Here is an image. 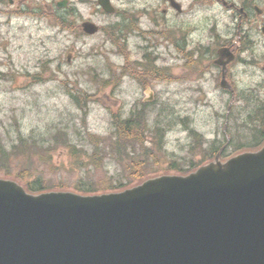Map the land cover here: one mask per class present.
<instances>
[{
    "label": "rangeland",
    "instance_id": "obj_1",
    "mask_svg": "<svg viewBox=\"0 0 264 264\" xmlns=\"http://www.w3.org/2000/svg\"><path fill=\"white\" fill-rule=\"evenodd\" d=\"M60 1L14 0L10 4L9 0H0V143H4L8 151L11 147L22 151L21 137L30 144H38L24 148L31 154L25 178L41 175L54 188L74 191L80 179L111 188L114 185L112 176L123 185L130 186L139 183L141 177L182 173L177 167L193 170L208 157L209 160L215 158V155L212 157L214 144L227 141L220 150L226 148V153H233L241 145L256 143L260 120L253 113L259 99H264V33L261 28L250 27L249 35L245 38L250 46L249 53L245 54V61L238 60L232 66L237 98L228 115L232 95L210 92L208 86H204L217 70L214 62L203 63L198 73L190 72L187 75L184 72L182 77H179V73L183 72L181 69L145 74L142 64L137 65L141 54L146 52L154 53L153 57H156L160 68L172 62L166 58L168 49L163 41V27L151 23L162 16V13H156L162 12L163 0H114L121 15H111L113 18L102 12L93 16L89 14L93 10L92 5L97 7L96 0H73L69 7L77 8L82 15L67 16L63 8L57 7ZM21 3L22 14L12 16L9 11ZM185 3L186 12L180 14V18L176 17L173 23L196 27L200 21L202 33L196 31L188 38L196 42L202 34L204 51L209 49L207 45H211L209 30L214 24L216 26L211 32L215 40H219L221 35L225 39L227 30L233 32L235 41L238 40L236 22L230 12L219 9L210 11L209 5L198 8L191 0H185ZM133 5H147L148 11L153 6L160 7L154 17L151 18L148 12L141 19V23L151 29L158 27L151 37L154 47L143 46L146 49L138 52L134 32L127 27L123 30L130 35V46L127 43L129 49L125 51H130V58L137 65L133 66L132 70L135 71L131 72L136 74L137 80L127 74L130 69L126 71L122 66L127 56L119 52L121 42L119 39L113 42L109 38V31H105L106 27L117 23L119 19L116 17L126 19L124 9ZM259 6L264 9V0H260ZM23 9L42 11L33 15L24 13ZM58 15L66 16V30L57 25L56 21L60 20ZM173 15L169 18L173 19ZM82 18L97 21L104 29L103 33L84 35ZM262 18L264 14L260 17L252 15L255 23ZM77 26L79 34H76L77 30H69ZM110 32H114V29H110ZM181 38L178 36L176 40ZM199 74L205 76V83L201 82L205 89L186 90L187 87L194 88L195 81L191 78ZM144 80L147 87L151 86L156 92V100L151 104L144 103L149 94L144 95V90L139 86V82ZM245 97L247 100L242 99ZM135 104L140 109L148 104L144 107L151 128L148 133L132 132L134 137L142 135L140 140L135 141L138 155L134 159L126 157L120 161L105 150L104 144L114 140L111 133L115 124H123L120 117L114 118L113 114L120 113L122 117L123 113L126 119ZM158 126L164 128L162 146L158 142L159 135H156ZM123 127L124 124L122 130ZM191 128L204 138L195 137ZM18 142L19 146L13 147ZM69 143L77 148L75 156L69 154ZM96 143L105 151L99 163L89 157L98 150ZM50 145H53L52 149ZM145 147L151 150L146 153ZM9 157L12 158L11 164L8 162L11 177L22 173L16 165H23L25 156L10 152ZM77 159H81L80 162ZM6 172L0 166V176H5ZM22 183H25L24 180Z\"/></svg>",
    "mask_w": 264,
    "mask_h": 264
},
{
    "label": "water",
    "instance_id": "obj_2",
    "mask_svg": "<svg viewBox=\"0 0 264 264\" xmlns=\"http://www.w3.org/2000/svg\"><path fill=\"white\" fill-rule=\"evenodd\" d=\"M0 264H264V146L103 194L0 179Z\"/></svg>",
    "mask_w": 264,
    "mask_h": 264
},
{
    "label": "flooded vegetation",
    "instance_id": "obj_3",
    "mask_svg": "<svg viewBox=\"0 0 264 264\" xmlns=\"http://www.w3.org/2000/svg\"><path fill=\"white\" fill-rule=\"evenodd\" d=\"M193 1V5L197 6L198 8H201L203 6L209 5L208 10L213 11L216 9V11L224 10V12L228 11L232 15V18L234 19V22H236L237 27V35L241 36V41L239 43V46H236L235 40H234V34L232 31L227 30L225 33V39H223V36H220L219 40H215L214 35L212 34L213 28H215L216 24L212 25L211 29L209 30V38L211 39V45H207L209 49L207 51H204V37L202 34L199 35L198 40L196 42L194 40H191L188 38L189 35L194 34L196 31H199L202 33V26L199 21V25L196 27H193L192 25L190 27H186L185 24H177L173 23L176 19V17L180 18V14H184L186 12V3L185 0H163L165 7L163 8L162 16L157 17L159 20H155V22H151L152 24L156 26H162L164 31V44L165 47H167V60H172L171 63H167L162 69L166 72L168 71H175L176 69H181V73H179V77L183 76V73L186 72L187 75H189L190 72H196L198 73L201 69V66L203 63H206L208 61L214 62L216 64V60L219 58V50L221 48H230L236 53V60H242L245 61V54L249 53V47L248 44L245 41V38L249 35L250 27H259L264 26V18H262L259 22L255 23V21L252 19V15L254 14L255 17L261 16L259 15L260 11L261 13L264 12V9H262L259 6L260 0H191ZM186 8V9H185ZM17 10L21 11V5L17 6ZM76 12L71 13L70 16H76L78 15V10L75 9ZM153 10H155L153 8ZM66 11H73V9H66ZM227 12V13H228ZM121 13V11H120ZM118 13V15L120 14ZM125 18L121 17V20L123 23H126L123 28L125 29H131L134 32V36L137 38V44L135 47H137V51H144L146 48H152L154 47L152 42V34L150 32L151 28L149 26H146L141 23V19L143 18V15H147L148 11L147 9H138V7L134 8L131 7L130 9L124 10ZM150 17H154L155 15L153 13H149ZM173 15V19L169 18V16ZM121 15V14H120ZM163 17V18H162ZM162 18V19H160ZM91 20V19H89ZM177 21V20H176ZM230 21H232L230 19ZM161 24V25H160ZM210 27V26H209ZM181 37L180 40H176V37ZM123 41L126 47L127 43L130 46V35L129 33H125L123 35ZM141 48H139V47ZM145 46L146 48H142ZM214 48V49H213ZM152 53L146 52L141 54V60L137 61V65L144 62L146 59H149ZM231 62L228 66V69L226 70L225 78L227 82L235 88V85L233 84V77H232V66L233 63ZM217 70L215 71L214 75H212L210 78L207 79V82L214 81L213 83H206L204 85H208V91L221 94H230L231 88H224L222 83L223 78V71L224 67L216 64ZM132 76V79L137 80L136 74H130ZM168 77V75H167ZM205 77V76H204ZM201 74H199L196 77L191 78V80L195 81L194 88H185L186 90H194V91H202V83H205ZM166 78V76H165ZM203 80V81H202ZM177 81V79H176ZM184 78L182 79V83H184ZM202 82V83H201ZM138 84V82H136ZM181 83V82H180ZM140 88H142L144 91L147 90L149 87L147 84V81L144 80L143 82H139ZM166 90L170 91V88H167ZM182 89H177V91H181ZM184 90V89H183Z\"/></svg>",
    "mask_w": 264,
    "mask_h": 264
},
{
    "label": "trees",
    "instance_id": "obj_4",
    "mask_svg": "<svg viewBox=\"0 0 264 264\" xmlns=\"http://www.w3.org/2000/svg\"><path fill=\"white\" fill-rule=\"evenodd\" d=\"M253 114L256 117H258L260 120L259 122L260 126L258 129V133L257 135H255V138L257 141L255 144H252V145L250 144L241 145V147L237 149L236 151L246 149L247 147L256 149L264 143V99L259 101V104L257 105ZM143 119L145 120L143 113L135 109V111H133L132 114L128 118L124 119L125 122L124 121L122 122L125 126V128L123 127V130L121 129L120 126L116 127V133L118 134V136L116 139L110 140L109 142H106L104 144L105 150L113 154L115 158H117L120 161L126 157L134 159L133 156H137L134 154L137 152V148L133 141L140 140L142 136L140 134H137L134 137L132 135V132L141 131L140 126L142 124L141 121H143ZM21 141H22V146H21L22 151H19L13 148H11L10 151H8L7 149L4 148L5 146L4 143H0V166H2L3 168L9 167L8 165L11 164L12 162V158L9 157L10 152H14L16 154H22V156H25V160L20 170L22 172L21 175L24 176L28 174L27 169L31 163V154L29 151H25L24 148L25 146H29V145L37 144V143L33 142L32 144H30L23 137H21ZM14 146L15 144L13 145V147ZM16 146H19V144H16ZM96 146L98 147V150L94 152L91 155V157L96 163H99L102 161L101 157L103 158L105 156V151H104V148L103 147L101 148L99 144H97ZM221 146L222 145H217L215 147L216 149L215 152H218ZM50 148L52 149L53 145H50ZM148 150L149 149L147 148L146 152H148ZM76 153H77V148H76V152H73V154H76ZM8 162L10 163L8 164ZM16 166H17L16 168H19L21 165H16ZM136 170L139 171L137 167H136ZM142 178L143 177H141V179ZM115 181L117 182V184L119 183V185H121L123 188L126 187L125 185H123V183L120 180L116 179ZM27 186L29 187L31 191H34V192L54 189L52 185H49L42 179L41 175L34 178L32 183L27 184ZM116 187L117 185H113V187L111 188L115 190L122 188V187H119V188H116ZM76 189L84 193H96V192L108 190V188L106 189L104 187L97 186L93 181H89V180L86 181V180H81V179L78 181L76 185Z\"/></svg>",
    "mask_w": 264,
    "mask_h": 264
}]
</instances>
